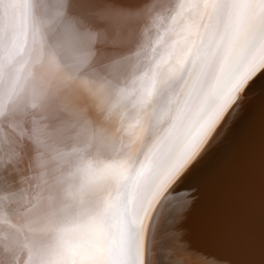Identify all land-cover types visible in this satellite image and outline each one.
<instances>
[{"label": "snow or ice", "instance_id": "obj_1", "mask_svg": "<svg viewBox=\"0 0 264 264\" xmlns=\"http://www.w3.org/2000/svg\"><path fill=\"white\" fill-rule=\"evenodd\" d=\"M262 75L264 0H0V264H220L158 225Z\"/></svg>", "mask_w": 264, "mask_h": 264}, {"label": "bare ground", "instance_id": "obj_2", "mask_svg": "<svg viewBox=\"0 0 264 264\" xmlns=\"http://www.w3.org/2000/svg\"><path fill=\"white\" fill-rule=\"evenodd\" d=\"M261 89L264 75L255 81V95L242 102L205 164L170 191L158 225L173 241L178 235L220 264H264ZM185 264H203V259L192 254L185 257Z\"/></svg>", "mask_w": 264, "mask_h": 264}, {"label": "water", "instance_id": "obj_3", "mask_svg": "<svg viewBox=\"0 0 264 264\" xmlns=\"http://www.w3.org/2000/svg\"><path fill=\"white\" fill-rule=\"evenodd\" d=\"M175 187V185L172 186V188L169 189V192Z\"/></svg>", "mask_w": 264, "mask_h": 264}]
</instances>
